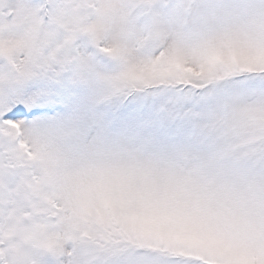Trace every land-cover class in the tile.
<instances>
[{
	"label": "snow or ice",
	"instance_id": "6c2138e0",
	"mask_svg": "<svg viewBox=\"0 0 264 264\" xmlns=\"http://www.w3.org/2000/svg\"><path fill=\"white\" fill-rule=\"evenodd\" d=\"M0 264H264V0H0Z\"/></svg>",
	"mask_w": 264,
	"mask_h": 264
}]
</instances>
